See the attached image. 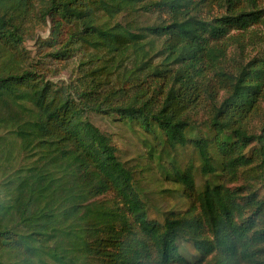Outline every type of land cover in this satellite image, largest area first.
<instances>
[{"label": "trees", "instance_id": "1", "mask_svg": "<svg viewBox=\"0 0 264 264\" xmlns=\"http://www.w3.org/2000/svg\"><path fill=\"white\" fill-rule=\"evenodd\" d=\"M0 264H264V0H0Z\"/></svg>", "mask_w": 264, "mask_h": 264}, {"label": "rangeland", "instance_id": "2", "mask_svg": "<svg viewBox=\"0 0 264 264\" xmlns=\"http://www.w3.org/2000/svg\"><path fill=\"white\" fill-rule=\"evenodd\" d=\"M35 39L40 38V37H47L49 34V27H44L42 25H39L35 29ZM35 40L33 39H28L25 42V45L33 50L36 51V46H35ZM79 58L77 55L71 57L68 60H44V68L47 71V76L52 79L58 81L59 79H69L70 77L75 76V69L76 65L78 62ZM92 120L98 125L101 129H106V130H113V131H118L121 133L119 129H116L114 127H110L111 125L98 115H93ZM125 138L120 139L119 143L124 147L126 153L133 154L136 150H139V144L138 141L135 137L131 135V133H125Z\"/></svg>", "mask_w": 264, "mask_h": 264}]
</instances>
